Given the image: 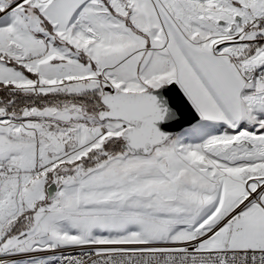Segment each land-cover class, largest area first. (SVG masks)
<instances>
[{
    "label": "snow or ice",
    "instance_id": "6c2138e0",
    "mask_svg": "<svg viewBox=\"0 0 264 264\" xmlns=\"http://www.w3.org/2000/svg\"><path fill=\"white\" fill-rule=\"evenodd\" d=\"M0 264H264V0H0Z\"/></svg>",
    "mask_w": 264,
    "mask_h": 264
}]
</instances>
